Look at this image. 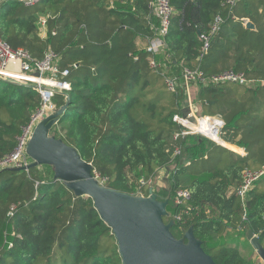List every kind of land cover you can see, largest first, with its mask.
Wrapping results in <instances>:
<instances>
[{
  "label": "trees",
  "instance_id": "trees-1",
  "mask_svg": "<svg viewBox=\"0 0 264 264\" xmlns=\"http://www.w3.org/2000/svg\"><path fill=\"white\" fill-rule=\"evenodd\" d=\"M151 1L42 0L33 7L8 1L0 6V37L38 60L54 52L60 68L70 70V106L52 133L93 164L105 186L135 195L142 178L168 167L169 187L157 192L159 198L169 199L175 216L177 192L186 189L192 207L172 228L174 236L193 227L216 264H250L239 243L253 231L264 247V175L248 193L246 211L235 190L246 170L264 168V0H241L233 8L226 0H170L171 26L159 53L148 52L153 26L160 25ZM218 16L224 23L204 54L201 36L210 35ZM246 21L256 31L247 30ZM186 70L204 78L234 71L253 82L192 84L198 114L223 120L226 142L245 149L246 156L202 136L174 140L184 130L174 116L187 114L181 90ZM166 79L178 82L177 92L167 88ZM54 103L64 105L66 98L58 94ZM40 107L34 86L0 77V159L15 150ZM216 131L213 127L210 136ZM175 148L180 156L174 157ZM0 264H122V259L93 200L75 197L54 181L51 168L36 167L0 171Z\"/></svg>",
  "mask_w": 264,
  "mask_h": 264
},
{
  "label": "water",
  "instance_id": "water-1",
  "mask_svg": "<svg viewBox=\"0 0 264 264\" xmlns=\"http://www.w3.org/2000/svg\"><path fill=\"white\" fill-rule=\"evenodd\" d=\"M245 27L256 31L250 21L245 22ZM63 96L66 103L39 123L29 140L26 154L31 162L7 170L29 172L36 167H49L54 181L63 182L75 197L91 198L101 219L112 229L122 264H216L203 249L193 227L181 238L174 236L172 228L176 222L169 211V199L159 198L153 188L147 195H133L102 185L94 176L93 164L52 133L70 106L69 94ZM247 240L264 264V247L259 238L249 231Z\"/></svg>",
  "mask_w": 264,
  "mask_h": 264
},
{
  "label": "built area",
  "instance_id": "built-area-1",
  "mask_svg": "<svg viewBox=\"0 0 264 264\" xmlns=\"http://www.w3.org/2000/svg\"><path fill=\"white\" fill-rule=\"evenodd\" d=\"M8 1H18L23 3L26 7H33L39 4L42 0H0V6ZM241 0H226L225 6L229 8L235 7ZM151 8L154 15L159 19V27H154L155 36L150 41L148 52L159 53L165 47L164 37L168 34L172 16L173 8L170 0H152ZM224 20L221 16L216 17L214 23L211 26L210 35H202L201 40L205 42L203 47V53H207L210 48V37L218 33L222 27ZM42 27V33L46 36V20H40ZM60 58L54 52H47L42 60L33 58V56L24 49H13L8 43L2 40L0 37V77L11 81L13 83L21 85H31L39 92L41 97V107L32 115V118L27 126L23 128V133L18 139V145L15 150L0 159V171L9 168H20L27 166L31 161L26 154V149L31 139L35 128L45 118L50 116L54 109L57 107L54 103L55 96L64 93H68L72 89L71 82L69 81L70 70L60 68ZM151 67L156 68L155 61L151 62ZM75 67H77L75 65ZM195 81H200L204 84H239V85H252L253 82L249 81L242 73H236L234 71H226L222 74L215 75L209 78H204L202 72L186 70L184 78L181 84V90L186 98L187 114L185 116L175 115L173 121L184 130L174 134V140H179L181 137L189 135H197L205 137L216 144L223 146L236 154L244 157L247 155L245 149L239 148V150H232L222 145L218 140L222 139V130L225 125L224 121L214 117L200 116L198 109L192 97V84ZM167 88L175 93L179 87L178 82L175 79H166ZM217 128L215 136H210L201 131L208 128V126ZM182 150L175 148L174 157L180 156ZM189 165V162H187ZM168 167L160 168L154 176L149 179L142 178L138 184V193L147 195V189L156 186L160 179L165 180L168 177ZM264 175V168L259 172H252L246 170L243 173L242 184L235 190V194L240 198L244 210L246 211V197L248 193L253 189L254 183ZM162 176V177H161ZM95 178L105 185L106 180L100 179L97 174ZM191 196L188 190H180L177 192L175 198L176 209L180 210L178 214H172V218L176 223L183 222L184 215H189L192 211V207L188 205V201ZM15 206L12 208L14 211ZM12 212L10 215H12ZM244 219H246V214ZM257 236V235H256Z\"/></svg>",
  "mask_w": 264,
  "mask_h": 264
},
{
  "label": "rangeland",
  "instance_id": "rangeland-1",
  "mask_svg": "<svg viewBox=\"0 0 264 264\" xmlns=\"http://www.w3.org/2000/svg\"><path fill=\"white\" fill-rule=\"evenodd\" d=\"M56 132V131H55ZM55 135V134H54ZM222 139L224 141H227L229 140V138L225 135H222ZM162 177V176H161ZM192 178L191 177H188V180L186 182V185L187 184H190ZM169 187V184H168V181L166 182L165 180L163 179H160L158 182H157V185L155 187H153L154 191L157 193L159 192L161 189H165V188H168ZM147 191L148 188H146ZM150 189V188H149ZM247 239L245 240H242L240 243H239V250L241 252V254L243 255L244 258L246 259H249L250 260V264H262V261L261 259H259L257 253L254 251V249L251 247L249 241L247 242L246 241ZM228 241H231L230 239H228Z\"/></svg>",
  "mask_w": 264,
  "mask_h": 264
},
{
  "label": "bare ground",
  "instance_id": "bare-ground-1",
  "mask_svg": "<svg viewBox=\"0 0 264 264\" xmlns=\"http://www.w3.org/2000/svg\"><path fill=\"white\" fill-rule=\"evenodd\" d=\"M212 129H213V127H208V128H205V129H202V128H201V131L204 132V133L207 134V135H210V132L212 131ZM214 129H215V127H214ZM216 133H217V131H216ZM218 141H219L222 145H224V146H226V147H228V148H230V149H232V150H235V151L239 150V148H238L237 146H235V145H233V144H230V143H227V142L224 141L223 139H219Z\"/></svg>",
  "mask_w": 264,
  "mask_h": 264
},
{
  "label": "crops",
  "instance_id": "crops-1",
  "mask_svg": "<svg viewBox=\"0 0 264 264\" xmlns=\"http://www.w3.org/2000/svg\"><path fill=\"white\" fill-rule=\"evenodd\" d=\"M41 36H42V38H45L46 36L45 35H43V34H41Z\"/></svg>",
  "mask_w": 264,
  "mask_h": 264
},
{
  "label": "flooded vegetation",
  "instance_id": "flooded-vegetation-1",
  "mask_svg": "<svg viewBox=\"0 0 264 264\" xmlns=\"http://www.w3.org/2000/svg\"><path fill=\"white\" fill-rule=\"evenodd\" d=\"M247 239V238H246ZM259 257V256H258ZM259 259H260V257H259ZM262 261V260H261ZM262 264H263V262H262Z\"/></svg>",
  "mask_w": 264,
  "mask_h": 264
}]
</instances>
